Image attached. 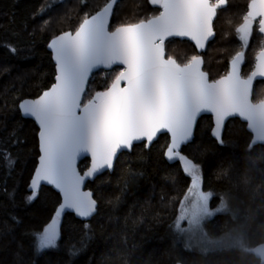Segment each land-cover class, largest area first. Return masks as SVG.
I'll use <instances>...</instances> for the list:
<instances>
[{
    "label": "trees",
    "instance_id": "obj_1",
    "mask_svg": "<svg viewBox=\"0 0 264 264\" xmlns=\"http://www.w3.org/2000/svg\"><path fill=\"white\" fill-rule=\"evenodd\" d=\"M249 1L226 0V5L217 9L215 37L202 54L203 70L210 81L228 72L238 51L245 53L241 75L246 77L253 70L255 56L264 47L257 21L246 48L242 50L236 38ZM107 2L0 0V150L7 148L15 159L8 175L7 162L0 158V189L6 185L8 192H15L10 197L0 191V264H259L250 249L264 242V145L250 147L251 135L238 119L226 123L223 143L214 140L209 116L198 120L192 142L183 146L180 154L198 166L200 190L216 194L210 203L223 200L230 209L207 220L206 233L210 238L236 235L244 250L238 246L199 252L172 239L170 226L191 180L182 160H165L168 136L160 135L148 149L141 143L120 153L111 173L88 182L86 188L97 201L94 216L80 221L66 214L60 220L58 248L36 254L33 233L40 234L54 219L60 198L51 187H42L36 200L25 202L39 155L38 130L31 120L20 116L18 103L39 96L54 81L49 40L75 32L85 14H94ZM159 11L149 0H118L109 30ZM193 54L197 53L187 40L166 41V58L183 64ZM116 74L115 70L95 72L87 83V96L106 90ZM263 98L264 81H258L252 99L258 102ZM13 130L21 143L12 144ZM88 164L87 158L82 159L79 171ZM85 223L90 227L85 228ZM73 246L79 250L75 256L69 254Z\"/></svg>",
    "mask_w": 264,
    "mask_h": 264
},
{
    "label": "snow or ice",
    "instance_id": "obj_2",
    "mask_svg": "<svg viewBox=\"0 0 264 264\" xmlns=\"http://www.w3.org/2000/svg\"><path fill=\"white\" fill-rule=\"evenodd\" d=\"M55 2V0H53ZM162 11L135 23H124L109 30L110 17L117 0H108L105 7L94 15H84L75 32L55 36L47 47L52 50L56 63L55 83L38 99L19 104L22 116L32 117L39 125V166L28 184L25 202L38 198L42 184L52 185L63 194V204L55 212V219L42 234L33 233L37 255L58 248L59 218L65 210H73L78 217H91L97 211L92 193L82 192L81 184L103 170L113 168L114 158L120 150L133 149L134 142L146 140L144 147L158 137L170 134L171 143L165 156L173 161L177 156L184 161V171L193 177V188L199 181V168L179 153L182 145L193 139L194 126L203 113L215 119L213 136L223 143L222 128L226 118L239 116L256 133V140L264 142V100L251 98L254 79L264 78V63L246 77L240 65L245 53L238 51L231 59L230 69L219 79L209 80L201 70L204 63L200 54H193L187 63L166 58V41L172 37L186 38L197 49L214 36L213 19L217 9L226 0H149ZM254 13L249 10L244 23L236 28L239 39L247 46L252 35L250 20H258L259 32L264 33V0ZM252 5H249L251 9ZM16 52V48H12ZM264 56V52L260 53ZM122 68L116 70L114 66ZM118 71L111 85L94 96H87L86 85L96 70ZM109 75L110 73H103ZM86 99L87 102H84ZM12 144L22 141L13 130ZM91 156V167L83 175L77 172V159ZM10 170L15 164L7 148L0 150ZM0 191L10 197L5 185ZM210 195L199 196L200 211L214 215L208 209ZM222 200L220 207L224 209ZM196 213L188 220L190 230L200 221ZM15 223L19 218L12 216ZM182 220L186 219L184 214ZM85 228L90 227L85 223ZM90 238V237H88ZM73 246L69 254L75 256Z\"/></svg>",
    "mask_w": 264,
    "mask_h": 264
},
{
    "label": "rangeland",
    "instance_id": "obj_3",
    "mask_svg": "<svg viewBox=\"0 0 264 264\" xmlns=\"http://www.w3.org/2000/svg\"><path fill=\"white\" fill-rule=\"evenodd\" d=\"M155 7H158V6H155ZM256 21L258 23V20H256ZM256 21L255 20L249 21V23L252 24V28L255 26ZM243 23H244V20L241 21V24H243ZM236 34H237L236 38L239 41L240 40L239 34L237 32H236ZM239 43H240V48H242V50L244 48H246V46H244L241 41H239ZM182 165H183V169H184L186 166L184 161H182ZM187 174L190 177L191 181H190L189 187H188L185 195L183 196L181 203L178 207V213L176 215V218L173 220V222L171 223V226H170L171 227L170 228V235H171L172 239L177 241V242L182 243L183 246L185 248H187L188 250H196L199 252H208V251H212V250H219L222 248H233V247H238V246L240 249L244 250L243 243L240 240L238 241L236 235L222 236L219 238H210L208 236V234L205 231V227H204L205 222L207 220L213 218L216 214L230 211V209L225 204L224 209H222L219 212H216L215 210L220 207V204L222 201L220 200L216 205L210 203L212 198L214 196H216V194L213 192H205V193L202 192L200 190V179L198 182H196V187L194 189L193 188V177L189 173H187ZM198 175L199 176L201 175L200 170L198 172ZM202 194L210 195L209 201H208V209L210 212H213L214 215H207V214L203 213L202 211H200L202 202L200 201L199 196ZM193 213L197 214L196 218L200 221V223L198 224V226L195 227L194 230H190L189 226H188V220L192 218ZM184 214L186 215V219L182 220L181 217ZM54 219H55V217H54ZM50 223H48V224H50ZM48 224L46 225V227L48 226ZM42 233H43V231L40 234H42Z\"/></svg>",
    "mask_w": 264,
    "mask_h": 264
},
{
    "label": "water",
    "instance_id": "obj_4",
    "mask_svg": "<svg viewBox=\"0 0 264 264\" xmlns=\"http://www.w3.org/2000/svg\"><path fill=\"white\" fill-rule=\"evenodd\" d=\"M117 2H118V0H117ZM105 5H106V4H105ZM105 5H104L100 10H98L97 12L101 11V10L105 7ZM249 5H252L251 9L249 8ZM224 6H225V5H224ZM224 6H221V7H224ZM114 7H115V6H114ZM259 7H260V5H259L258 3H257V4H252V0H250L249 3H248V5H247V12H248L249 10H251V11H253V12L255 13V12L259 9ZM113 10H114V8H113ZM160 11H162V9H160ZM97 12H95L94 14H96ZM94 14H92V15H94ZM246 15H247V13H246ZM90 16H91V15H90ZM111 18H112V16L110 17L109 26H110ZM215 18H216V16L214 17L213 22H214ZM260 18H261V17L256 16V19H255V20H259ZM252 21H254V20H252ZM258 32H259V25H258ZM73 33H74V32H73ZM259 33H260V32H259ZM61 34H63V33H61ZM61 34H59V35H61ZM260 34H261V35L263 36V38H264V33H260ZM214 37H215V32H214V36H213L212 38H210L207 42H205V48H204L203 50H201V49H197L196 46H195V44H194L192 41L187 40L186 38L172 37V38H169V39H177V40H187V41H189V42L192 44V46L194 47L196 53H197V54H200L201 57H202V54L205 53V51H206V48H207L208 43H210V42L214 39ZM53 38H54V37H53ZM53 38H52V39H53ZM169 39H168V40H169ZM50 41H51V39L49 40V42H50ZM49 42H48V43H49ZM48 43H47V45H48ZM47 50H48V51L50 52V54H51V59H52L53 65H54L55 76H56V63H55V60L53 59V53H52V50L49 49L48 47H47ZM261 52H264V47H263V49H262V50H261L256 56H255V63H254V67H253V70H252V71L257 70V67H258L260 64L264 63V56H261V55H260ZM202 59H203V57H202ZM243 63H244V61H243ZM243 63L240 65V70H241V71H242ZM230 65H231V60H230V62H229L228 71H229V69H230ZM203 66H204V63L201 65V70H203ZM114 67H121V68H122V66H120V65H116V66H114ZM99 70L110 71V70H108V69H98V70H96L95 72H97V71H99ZM203 71H204V70H203ZM252 71L250 72V74L252 73ZM226 74H227V73H226ZM226 74H225V75H226ZM250 74H249V75H250ZM55 76H54V81H53L52 85L56 82V81H55ZM90 78H91V76H90ZM218 79H219V78H218ZM258 81H264V78H262V77H257V78L254 79V83H253V86H252V94H251V98L253 97V89H254V85H255V83L258 82ZM52 85H51V86H52ZM51 86H50L48 89L44 90V91L49 90V89L51 88ZM86 88H87V85H86ZM44 91H43V92H44ZM43 92H41V94H40L39 96L35 97V98H26V99L21 100V101L18 103V111H19V113H20V116H21L23 119L31 120V121L35 124V126H36V128H37L38 131H39V125H38V123H37V122L35 121V119L32 118V117H27V118H25L24 116H22L21 111H20V108H19V104L22 103L24 100H35V99H38L41 95H43ZM94 95H95V94H94ZM94 95H93V96H94ZM262 100H264V98H263ZM258 102H259V101H258ZM203 116H209V117H211L212 127H211V130H210V135H211V137H212L214 140L217 141V139H216V138L213 136V134H212L213 129H214V127H215V119H214V116H213L211 113H203V114H201V116L198 117L197 122H198V120H199L201 117H203ZM230 119H238L241 123L245 124V129H246V131L251 135L250 147H253V146H255V145H264V142H258V141L256 140V133H255L252 129H250V128L248 127V122L245 121V120H243V119L240 118L239 116H233V117L226 118L225 124H224V126H223V128H222V136H223V132H224V129H225L226 123H227ZM197 122H196V125H197ZM196 125L194 126V133H195ZM38 131H37V134H38ZM194 133H193V138H194ZM160 135H167V136H168V145L171 143V137H170V134H169V133H167V132H162V133L158 134V137H159ZM158 137H157V138H158ZM157 138H156L153 142H155V141L157 140ZM192 140H193V139H192ZM192 140H191L190 142L186 143L185 145H182L181 148L178 150L179 153H180V150L182 149V147H183V146H186V145L189 144V143H191ZM37 141H38V135H37ZM153 142H152V143H153ZM218 142H219V141H218ZM141 143H144V145H145V143H147V141H146V140H142V141H139V142H134V145H138V144H141ZM152 143L149 145V147L152 145ZM134 145H133V146H134ZM168 145H167V146H168ZM149 147H147V149H148ZM166 151H167V147H166V149L164 150V154H165ZM38 152H39V155H40L39 142H38ZM122 152H130V151H129V150H126V149H125V150H120V151L118 152V155H119L120 153H122ZM39 155H38V158H39ZM118 155H117V157H118ZM117 157L114 158L113 168H114V164H115V161H116ZM38 158H37V162H36V165H35V168H34L32 174H31L30 179H31L32 176L34 175L35 169L39 166V159H38ZM84 158H87V159L89 160V164H88V167H87L83 172H80L78 166H79V163L81 162V160L84 159ZM164 158H165V160H166L167 162H170V161L167 159V157H166L165 155H164ZM176 158H179V157L177 156ZM90 167H91V156H90V154H85V155L82 156V157H78V159H77V172H78L79 174L83 175L84 172H86V171L88 170V168H90ZM113 168H112L111 170L105 169V170H103L101 173L96 174L93 178H86V179L84 180V182L81 184V191H82V192H90V193H92L90 190H88V189L86 188V184H87L88 182H92V181H94V179H95L97 176H99V175H101V174H103V173H105V172L111 173V172L113 171ZM29 182H30V180H29ZM28 184H29V183H28ZM42 187H51V188H52L55 192H57L58 195H59L60 201H59V204H58V206L56 207V209H55V211H54V217H55V212L59 209L60 205L63 204V194H62L57 188H55V187L52 186V185L42 184ZM42 187H41V188H42ZM41 188H40V189H41ZM28 191H29V189H28ZM92 198L94 199V197H93V193H92ZM66 214H71V215H73L77 220H80V221H89V220L94 216L95 213H94L91 217L81 218V217H78V216L75 214V212H74L73 210H65V212L62 214V216L59 218V220H62ZM55 218H56V217H55ZM250 254H251V255H252V256H253V257L259 262V264H264V242H263V243H260V244H258V245H256V246H254L253 248H251V249H250Z\"/></svg>",
    "mask_w": 264,
    "mask_h": 264
}]
</instances>
